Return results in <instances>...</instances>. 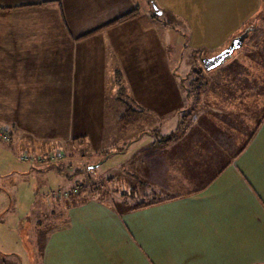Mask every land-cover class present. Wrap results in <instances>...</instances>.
I'll return each instance as SVG.
<instances>
[{"label":"crops","instance_id":"1","mask_svg":"<svg viewBox=\"0 0 264 264\" xmlns=\"http://www.w3.org/2000/svg\"><path fill=\"white\" fill-rule=\"evenodd\" d=\"M262 1L238 0L226 10L231 13L221 29L217 48L224 45L225 49L247 31L240 49L237 48L236 60L251 54L246 57L245 66L237 69V74L244 71L243 75L250 78L248 83L238 80L234 85V100L223 99L220 93L225 87H216L215 101L223 107L219 116L226 122L227 118L233 119V125L227 123L224 129L223 125L214 126L206 121V117L211 118L209 115L198 113L201 109L202 113H210L202 104L209 82L196 105L191 86L183 84L197 54L207 45L208 28H214L212 21H201L200 17L178 21L191 30L184 43L186 55L182 50L150 47L161 43L160 40L166 46L175 45L180 39L171 35L165 39L129 35V28L160 24L150 20V16L140 19L144 15L137 0H0V61L14 78V90L26 95L95 93L103 85H111L115 90L112 99L125 110L105 123H121L125 117V123L133 124L134 118H144L145 112L149 118H155L149 119V123L165 124L169 123L172 109H189L184 121L179 122L176 117L178 124L172 133L159 138L148 134L145 140L144 134L131 137L119 152L128 153L127 179L140 180L145 187L141 201H153L141 208L132 207L133 213L128 215H141L142 247L146 248L147 259L144 256L142 260H112L109 253L105 258H96L99 251H128V247L118 245V234L121 241L132 239V250L134 233L123 213H81L73 212L74 208L54 215L42 213L44 221L38 213L31 219L25 218L16 246L10 249L3 242L0 257L4 259L3 255L16 254L15 251L21 257L24 248L29 250L30 264H264V114L259 112L253 136L246 140L242 129L248 113L241 108V104H249L253 99L258 106L264 101V14L253 21L264 12ZM221 8L223 11L224 7ZM136 9V17L116 22ZM160 26L167 29L166 22ZM219 52L205 55L204 59ZM184 60L186 68L182 67ZM251 60L254 64H250ZM139 76L163 78L155 79L154 84H136L128 79ZM121 77L127 78V88ZM34 98L30 95V105ZM229 105L234 109L231 113L227 111ZM252 115L256 117L255 112ZM66 117V122L75 123L70 119L74 117ZM77 118L84 125L97 122L99 116L83 113ZM237 120L243 121L241 133ZM229 127L235 135L231 136ZM173 133L172 140L162 141ZM252 146L254 161L250 163L246 155ZM69 174L66 172L67 178ZM89 200L96 203L95 197ZM149 252H156L157 258L151 259Z\"/></svg>","mask_w":264,"mask_h":264},{"label":"rangeland","instance_id":"2","mask_svg":"<svg viewBox=\"0 0 264 264\" xmlns=\"http://www.w3.org/2000/svg\"><path fill=\"white\" fill-rule=\"evenodd\" d=\"M237 1L137 0L143 11L142 15H144L143 18H140L141 20H146L150 16V20L160 24L166 22L167 29L161 27L160 24H155L154 27L149 28L137 26L128 29L129 35L135 37L165 39L166 36L171 35V37L179 38V42L175 45L168 44L166 46L165 41L160 40L161 43L151 44L150 47L157 46L165 51H168L169 48L171 51L182 50L187 55L188 49L184 43L188 41L191 30L186 23L178 21L194 18L199 20L198 17L201 21H212L214 28H208L209 40L206 42L207 45L203 48L202 53L197 54L195 64L184 76L183 84H188L192 90L196 89L194 80L197 75L196 72L192 71L194 69L204 70L203 75L210 87L208 93H205L203 97L202 104L207 106L210 113H202L203 109H201L198 111L199 116L209 115L211 118L206 117V121L210 120L209 123L214 126L223 125L224 129H227V123L233 125V119L227 118L229 122H226L219 116L223 107L215 101V96L218 94L216 87L218 85L225 87L224 92L220 93L223 95V99L234 100L237 96L234 85H237L238 80L248 83L246 80L250 78L243 75L244 71L240 75L237 74V69L245 66L246 57H249L251 52L244 54L245 58L236 60L240 48L236 49L233 56L228 58L226 62L212 69L205 68L203 60L205 55L211 56L219 50H224L222 49L224 45L218 48L217 45L221 42V29H224L223 25L228 23L231 13L229 11L226 13V10ZM262 2L263 5L264 1ZM221 7H224L223 11ZM189 8H194L195 11L190 12ZM2 9L0 8V10ZM260 13L253 21H256L257 18H263L261 16L264 12ZM1 18L4 19L5 17L2 16ZM76 30L71 29L72 32ZM246 45L248 42L245 43L244 47ZM249 62L254 64L253 60ZM2 63L3 61H0V245L5 243L7 248H14L17 239H19L18 232L24 227L25 218L31 219L35 213H38L42 218L41 221H44L45 215L42 216V213L54 215L62 211L69 212V209L72 208H74L73 212L79 211L81 213L118 212L125 214L123 219L134 233H132L134 247L132 250L130 249L131 238L128 241L125 239L121 241L118 234V245L122 244L124 249L128 247V251L123 254L117 253L116 248L110 251H99L96 253V258H105L106 253H109L108 257L112 260L125 258L142 260L144 256L147 259L146 248L142 247L141 215L128 217L133 213L134 206L143 199L141 194L145 187L140 180L129 178L130 181H127L129 179L126 177L128 174L125 169L129 167L128 161H126L128 153L124 151V153L119 154V152L124 150L127 140L131 137L144 134L145 140L148 134L150 137L153 136L151 134H155L159 138L162 135L172 133L178 124L176 121H184L189 109H172V114L167 118L169 123L165 124L149 123V119L154 120L155 118H149L145 112V117H135L133 124L125 123V117L121 119V123H105L108 120H115L112 116H118L125 110V107L120 106L119 102L112 99L115 90L111 85H103L101 91L95 93L47 92L27 93L26 95L25 92H18L13 89L12 81L14 78L8 74L9 69ZM182 67H187L185 60ZM160 78L163 77H128L131 82L134 80L136 84L143 82L154 84V80ZM121 79L124 80V86L127 88L129 86L127 78L121 77ZM11 86L12 90H8ZM240 87L243 89V86ZM193 93L195 94V92ZM241 94L243 93L241 92ZM30 95L35 96L32 105L29 102ZM241 108L248 113L244 129H242V133L245 132L247 135V140L249 136H253L259 112L260 115L264 114V101L262 106H258L257 101L255 102L253 99L249 104H241ZM228 109L229 113L234 110L230 105ZM254 112L255 118L252 115ZM83 113H96L99 118H96L97 122L83 125L77 120V117ZM69 115L74 117L70 119L75 123L65 121L66 116ZM176 117L177 120L175 121ZM13 121L16 124H13ZM241 122L243 121L237 120L240 133ZM228 130L231 136L235 135L233 129L229 127ZM4 133H7L8 138H4ZM262 135L264 137V129ZM241 144L240 140L239 146ZM136 147L137 141L135 142ZM253 149L254 146L246 155V159L250 163L254 161ZM66 172L70 173V178L66 177ZM129 184L134 187L129 188ZM90 197H95L96 203L88 201ZM49 202L52 203L49 205ZM14 253L16 254L3 255L6 257L4 259L0 257V264L4 260L7 264H30L28 249L24 250L23 248L21 250V257L18 255L19 251ZM148 255L151 259L157 258L156 252H149Z\"/></svg>","mask_w":264,"mask_h":264},{"label":"trees","instance_id":"3","mask_svg":"<svg viewBox=\"0 0 264 264\" xmlns=\"http://www.w3.org/2000/svg\"><path fill=\"white\" fill-rule=\"evenodd\" d=\"M136 15H137V9L136 10H134V11H131V12H129V13H127V14H125V15H123V16H121V17H119L117 20H116V22H120V21H123V20H128V19H131V18H134V17H136ZM113 22H115V21H113ZM112 24V23H111ZM192 72H196V78H195V80H194V82H195V84H196V89H194V90H192V91H194L195 92V94L194 95H196V101H195V105L200 101V94H201V91L207 86V79H206V77L203 75V72H204V70L203 69H194ZM191 85H193V83H191ZM174 138V133L173 134H171L170 136H168V137H163L162 138V141L163 142H168V141H170V140H172ZM153 203V201L152 202H147V201H141V202H139V203H137L135 206H134V208L136 209V208H141V207H144V206H147V205H150V204H152ZM6 264H7V262H5ZM4 263V264H5Z\"/></svg>","mask_w":264,"mask_h":264},{"label":"water","instance_id":"4","mask_svg":"<svg viewBox=\"0 0 264 264\" xmlns=\"http://www.w3.org/2000/svg\"><path fill=\"white\" fill-rule=\"evenodd\" d=\"M247 34L248 32L246 31L242 35L235 37L228 45V47H226L224 50H222L221 52L217 53L212 57L205 58L203 60L205 68L212 69L222 64L228 57L232 55V53L237 48H239L242 45L244 38L247 36Z\"/></svg>","mask_w":264,"mask_h":264},{"label":"built area","instance_id":"5","mask_svg":"<svg viewBox=\"0 0 264 264\" xmlns=\"http://www.w3.org/2000/svg\"><path fill=\"white\" fill-rule=\"evenodd\" d=\"M4 138H8V135H7V133H4ZM23 158V157H22Z\"/></svg>","mask_w":264,"mask_h":264}]
</instances>
